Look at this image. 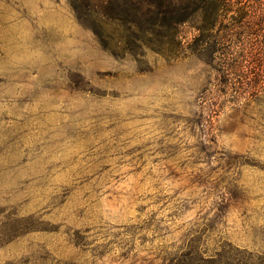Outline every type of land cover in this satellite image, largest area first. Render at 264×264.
Segmentation results:
<instances>
[{
    "label": "rangeland",
    "instance_id": "obj_1",
    "mask_svg": "<svg viewBox=\"0 0 264 264\" xmlns=\"http://www.w3.org/2000/svg\"><path fill=\"white\" fill-rule=\"evenodd\" d=\"M107 1L0 0V264L258 263L264 0L195 13L178 58L151 22L193 0Z\"/></svg>",
    "mask_w": 264,
    "mask_h": 264
},
{
    "label": "trees",
    "instance_id": "obj_2",
    "mask_svg": "<svg viewBox=\"0 0 264 264\" xmlns=\"http://www.w3.org/2000/svg\"><path fill=\"white\" fill-rule=\"evenodd\" d=\"M75 3V8L78 10L79 6H84L88 8H100L102 15H110V8L107 0H73ZM77 3V5H76ZM79 4V6H78ZM157 16L156 19L152 20L151 24L153 26H158L161 28L167 27L172 33L169 36L171 41L172 48H158L162 55L170 58H178L184 54L186 48H183L181 36H180V27L183 24L190 23L198 29L200 34V41L204 40V31L209 28H212L216 25L217 20L202 18L197 20L194 18V14L202 11H206L209 7L212 6L213 9L217 8L216 0H213L210 4H205L199 2L198 0H193L186 5L175 4L172 7L164 8L162 4H158ZM101 40H105L104 36L100 34ZM164 38V36L160 37ZM235 68V67H234ZM228 73V69H225ZM222 70V73H225ZM222 83H228L227 80H222ZM241 256H239L240 258ZM231 260L229 256L225 253H219L217 256L212 257H202L196 250L195 246H190L187 250L183 251L179 255H176L174 258L175 264H264L263 258H256L259 262L254 261L253 256H248V258ZM247 259V260H246ZM246 260V261H244ZM248 261V262H247Z\"/></svg>",
    "mask_w": 264,
    "mask_h": 264
}]
</instances>
